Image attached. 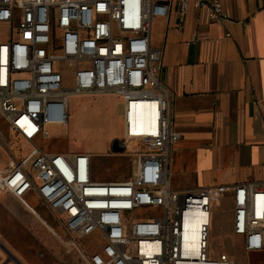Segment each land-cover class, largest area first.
I'll return each mask as SVG.
<instances>
[{
  "label": "built area",
  "instance_id": "built-area-1",
  "mask_svg": "<svg viewBox=\"0 0 264 264\" xmlns=\"http://www.w3.org/2000/svg\"><path fill=\"white\" fill-rule=\"evenodd\" d=\"M174 4L180 18L194 6L218 24L228 20L220 0H0V118L29 147L0 173V192L25 206L26 193L35 195L62 227L64 237L48 228L64 252L83 264H233L209 249L213 205L222 197L243 251L264 247V181L170 188L180 133L151 27ZM73 96L119 100L124 151L113 155L131 161L125 179L96 180L89 154L38 146L67 125ZM138 109L142 123L130 131Z\"/></svg>",
  "mask_w": 264,
  "mask_h": 264
},
{
  "label": "crops",
  "instance_id": "crops-1",
  "mask_svg": "<svg viewBox=\"0 0 264 264\" xmlns=\"http://www.w3.org/2000/svg\"><path fill=\"white\" fill-rule=\"evenodd\" d=\"M220 2L228 16L221 24L207 9L194 6L180 18L175 4L166 18L152 22L151 45L162 50L159 80L170 95L173 127L180 133L169 156L172 190L264 181V0ZM9 139L3 127L0 173L18 161ZM5 194L0 192V213L6 210ZM14 198L9 210L24 232L36 224L49 227L26 201L27 206ZM240 255L239 264H264V247ZM8 261L20 264L14 257Z\"/></svg>",
  "mask_w": 264,
  "mask_h": 264
},
{
  "label": "rangeland",
  "instance_id": "rangeland-1",
  "mask_svg": "<svg viewBox=\"0 0 264 264\" xmlns=\"http://www.w3.org/2000/svg\"><path fill=\"white\" fill-rule=\"evenodd\" d=\"M69 86V82H65ZM122 105L113 96L70 97L68 101V122L63 128L51 130L49 139L38 143L48 153H86L92 157L93 177L96 180L125 179L133 167L125 156L113 155L109 144L121 137ZM5 128L12 150L20 160L29 147L16 134L5 127L0 118V130ZM0 145V157L3 150ZM11 165L4 173L9 171ZM170 188L172 189L171 185ZM2 198L6 210L0 213V245L7 250V256L0 250V264H83L76 254H66L64 247L51 230L36 224L35 229L24 232L18 216L9 208L15 196L7 192ZM31 194V193H30ZM25 197L26 202L60 236L62 227L47 207L33 194ZM13 207V206H12ZM35 218V221L38 219ZM39 223V222H38ZM209 249L212 257L226 256L233 264L241 260V244L231 233V205L227 197L218 198L213 205L209 234Z\"/></svg>",
  "mask_w": 264,
  "mask_h": 264
},
{
  "label": "bare ground",
  "instance_id": "bare-ground-1",
  "mask_svg": "<svg viewBox=\"0 0 264 264\" xmlns=\"http://www.w3.org/2000/svg\"><path fill=\"white\" fill-rule=\"evenodd\" d=\"M143 120V114L140 111V109L136 110L134 113H132L130 115V131H136L139 126L141 125ZM28 207L31 209V211L35 214L38 215L36 213V211L30 206L28 205ZM40 217V216H39ZM39 219V218H38ZM43 220V219H42ZM45 222V221H44ZM46 223V222H45ZM47 224V223H46Z\"/></svg>",
  "mask_w": 264,
  "mask_h": 264
},
{
  "label": "water",
  "instance_id": "water-1",
  "mask_svg": "<svg viewBox=\"0 0 264 264\" xmlns=\"http://www.w3.org/2000/svg\"><path fill=\"white\" fill-rule=\"evenodd\" d=\"M109 150L112 154H118L122 153L124 148L118 144V139L114 138L109 144ZM0 248L3 249L2 246H0Z\"/></svg>",
  "mask_w": 264,
  "mask_h": 264
}]
</instances>
